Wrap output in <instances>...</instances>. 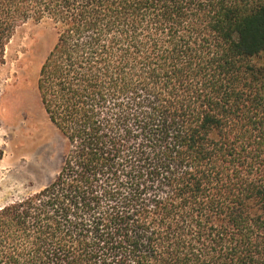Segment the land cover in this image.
<instances>
[{"label":"trees","instance_id":"trees-1","mask_svg":"<svg viewBox=\"0 0 264 264\" xmlns=\"http://www.w3.org/2000/svg\"><path fill=\"white\" fill-rule=\"evenodd\" d=\"M29 22L65 145L0 264H264V0H0V65Z\"/></svg>","mask_w":264,"mask_h":264},{"label":"rangeland","instance_id":"rangeland-1","mask_svg":"<svg viewBox=\"0 0 264 264\" xmlns=\"http://www.w3.org/2000/svg\"><path fill=\"white\" fill-rule=\"evenodd\" d=\"M56 38L51 23L29 22L17 30L0 65V208L42 190L62 163L64 139L37 92Z\"/></svg>","mask_w":264,"mask_h":264}]
</instances>
